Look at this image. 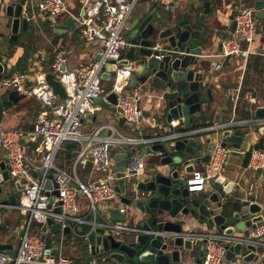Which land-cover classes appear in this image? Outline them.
I'll list each match as a JSON object with an SVG mask.
<instances>
[{
	"label": "water",
	"instance_id": "water-1",
	"mask_svg": "<svg viewBox=\"0 0 264 264\" xmlns=\"http://www.w3.org/2000/svg\"><path fill=\"white\" fill-rule=\"evenodd\" d=\"M27 1L13 0L6 5L4 25L9 32L8 42L11 44L17 41L21 27L23 30L28 29L29 17L25 11ZM243 1L252 4L256 16L264 19V0ZM215 2L216 0H182L179 9L183 15L179 19H176L174 11L168 15L159 14L158 9L152 12L144 11L125 31L130 45L116 63L129 65L134 62L140 71L132 74L131 86L146 84L158 89L164 99L163 114L166 115L167 122L171 124L173 120H180L185 129L195 132L171 133L165 135L168 136L166 140L142 148L141 155L150 157L149 161L145 162L144 170L140 173L132 172L130 178L118 181L115 190L123 203L134 205L140 212L141 219L137 227L142 231L116 237L101 226L90 230L88 241L92 245L93 255L103 256L106 262L202 264L207 239L199 238L200 233L209 229L198 233L186 232V225L190 221H198L206 227H215L218 232L226 235H242L246 230L254 229L264 221V192L260 193V197L258 189L261 179H264V167L255 170L256 181L250 193L241 190L239 184L226 179L224 174L210 181L209 189L202 192H190L186 184V176L200 164L208 162L211 156L212 138L207 139L206 146L197 140L198 135L214 131L205 129L207 121H197L212 116L211 109L215 101L214 85L207 81L208 71H205L201 59L208 38L201 35V30L195 29L194 24L197 19V6L202 5L203 12L209 14ZM237 2L238 0L235 5ZM64 22L65 27L55 30L58 35L68 31L74 33L79 28L76 18L72 15H68ZM235 27L236 21L233 20V29ZM99 58L98 54L97 59ZM230 58L226 57L225 64H229ZM111 68V65L106 66L104 79H110ZM6 74L8 73L5 72L3 57L0 56V79ZM45 76L54 92L64 98L65 87L56 79L55 74L49 72ZM24 97L25 94L11 89L8 98L0 97V103L2 108H8ZM95 103L115 112L117 94L111 92L106 98L97 97ZM248 110L251 114L248 119L264 117V106L252 110L249 104ZM92 117L93 113L88 112L83 121ZM119 121L120 126H123L126 119L120 117ZM221 129L222 145L230 146L232 150H247L252 130L264 134V126L259 127L254 123L227 125ZM170 130L174 131L175 128L171 125ZM66 146L71 149L67 156L74 157L77 143L69 141ZM123 150L114 153L119 171H124L128 163L129 147L125 145ZM29 172L33 177H42L44 169H30ZM27 186L26 180L20 181L11 176L5 161L0 162V236L6 209L16 207L21 191ZM46 186L58 187L53 181L52 172L48 174ZM57 193L55 190V194ZM258 197L260 201H257ZM58 210L62 211L61 208ZM107 213L113 222L127 221V214L122 213L119 206L110 207ZM48 224L53 232L61 231L60 223L53 219H48ZM69 230V227L63 230L68 238L71 237ZM79 231L84 232V228L80 227ZM46 244L52 245L50 235L46 237ZM0 251L11 255H16L17 252L11 243L1 239ZM54 251L58 252L59 249L55 247ZM259 251L260 249L252 243L238 242L227 246L226 258L231 260L236 255H241L244 262L256 263L262 258Z\"/></svg>",
	"mask_w": 264,
	"mask_h": 264
},
{
	"label": "built area",
	"instance_id": "built-area-1",
	"mask_svg": "<svg viewBox=\"0 0 264 264\" xmlns=\"http://www.w3.org/2000/svg\"><path fill=\"white\" fill-rule=\"evenodd\" d=\"M84 6V13L76 17L80 37L86 43L98 45L99 59L94 60L87 67L71 70L66 67V55L63 49L55 52L51 68L57 80L65 87L66 96L59 97L48 83L44 74H35L32 83H28L30 76L24 71H15L3 75L0 84L15 89L27 96L36 97L42 104V111L35 125V133L40 140L34 148V155H28L24 140L29 138L30 132L4 125L3 108L0 103V149L5 153L7 168L11 176L17 180H26L28 186L21 191L16 208L24 216L25 223L20 235V242L16 255L0 251V264H122L109 263L103 258L97 259L92 252V245L88 241L89 231L96 226L106 228L116 237L142 231L141 228L125 222H113L109 217H100L99 204L111 201L119 193L115 190L120 179H128L132 172L140 173L145 168L144 157L140 150L153 143L164 141L165 135L145 136L139 134H123L115 129L108 135L101 132L106 125L96 127L90 133L81 131L83 119L88 112H95V99L102 97L103 73L106 66L111 65L113 79L111 92L117 94V111L120 117L132 128H137L143 118L141 106L142 94L139 91L128 92L131 86L132 68L128 65H118L123 51L130 45L125 34L128 19L139 0H78ZM167 12L174 10L178 0H157ZM41 11L58 16L69 12L66 0H43L38 3ZM256 10L243 8L235 15L236 27L232 33L222 40V57L241 56L247 58L256 52L255 39L258 35ZM264 55V52H263ZM223 67L222 63L217 69ZM227 94L235 106L239 100L246 98L250 102L256 101L253 90H244L241 84L227 88ZM254 123L264 126V118L237 119L228 125L240 126ZM176 127L178 122L172 121ZM226 124L214 121L205 127L206 130L224 128ZM195 131H190L193 133ZM75 141V156L72 157V171L60 167L57 154L67 142ZM129 147L128 163L124 171L117 169L114 153L123 152V147ZM110 147H112L110 149ZM232 151L229 146L218 143L211 146L210 160L203 166L196 168L186 178L190 192L205 191L210 181L223 174ZM251 167H264V150L253 149L251 153ZM44 169L42 177H33L29 170ZM78 169L91 170L101 173L93 180L83 181ZM53 173V181L58 187L48 188L46 181L48 174ZM55 190L58 191L55 194ZM87 200L86 212L81 213L80 198ZM120 211L127 214L128 208L120 205ZM61 208L62 211L58 209ZM60 223L62 236L68 238L64 228L69 227L71 237L85 240V253L89 260L78 262L74 257L62 253V241L59 235L52 231L48 219ZM37 222L34 226V223ZM88 225V231L80 232L79 228ZM52 237V245L46 244V237ZM200 240L207 239L205 257L202 264H223L226 259L227 246L238 242L252 243L259 249L264 247V222L258 224L250 234L226 235L218 230L200 233ZM70 238V237H69ZM59 249L58 252L54 248ZM261 257L264 253L260 251ZM264 264V263H252Z\"/></svg>",
	"mask_w": 264,
	"mask_h": 264
},
{
	"label": "crops",
	"instance_id": "crops-1",
	"mask_svg": "<svg viewBox=\"0 0 264 264\" xmlns=\"http://www.w3.org/2000/svg\"><path fill=\"white\" fill-rule=\"evenodd\" d=\"M11 1L13 0H0V56L3 57L6 73L15 71L27 72L30 76L28 83H32L36 73L46 75V73L53 72V70H51V62L55 52L59 49L65 51L67 58L66 67L71 70L87 67L97 59V55L99 54L98 45L83 41L80 37L79 28L74 33L68 31L58 35L55 32L57 28L65 27L64 21L68 15H72L76 18L84 13V6L78 0H66L69 12L58 16L47 14L39 9L38 3L43 0H28L27 8L25 9L29 17L28 30H23L21 27L17 41L12 44L8 42L9 32L4 25L6 21V5ZM235 1L237 0H216L209 14L203 12L202 5L197 6L195 10L197 12V19L194 28L200 29L201 35L207 36L208 38V44L205 49L202 50L201 59L203 60L205 71H208V76L206 77L207 81H209L211 85H214L215 101L214 107L211 109L212 116L197 119L198 123L207 121L206 126L212 124L214 121L228 125L232 120L248 119L251 117L248 110L249 104H251L252 110L264 106V55L260 53L261 50L264 51V19L262 22L261 19L257 17V19H260L261 26H258L259 31L254 44L256 52L249 54L247 58L232 56L229 64H225L226 57L224 58L220 55L222 51V40L229 36L234 30L233 20L235 15L243 8H254L252 4L244 2L243 0H238L235 5ZM181 3L182 0H179L174 6L173 11L175 12L176 19L181 18L183 15L179 9ZM196 5H198V3H196ZM155 9L159 10V14L168 15L170 13L165 11L164 7L160 5L157 0H139L128 19L127 29L140 13L144 11L152 12ZM233 16L234 18H232ZM201 22H203V25H201ZM125 52L126 49L123 53ZM220 63H222L223 67L217 69V65ZM128 66L132 68L133 73H140L134 62H131ZM104 81V92L102 97L106 98V96L111 93L113 79L110 77V79H104ZM235 84H241L244 90H253L256 95V101L250 102L242 96L237 106H235L226 92L229 86ZM10 90V88L0 84V97L3 99L8 98ZM134 91H139L142 94L141 106L144 113L137 128L130 127L126 122L123 126H120V115L118 111L113 112L97 104V110L93 112V117L83 121L81 131L90 133L95 130L96 127L102 125H106L101 132L102 135L110 134L112 129L123 134L141 133L145 136L170 135L171 133L191 131L185 129L182 123H180V120H173L178 122V125L174 127V131L170 130L171 124L167 122L166 115L163 114L165 105L164 99L158 89L152 85L146 84H140L137 87L130 86L128 88V92ZM42 109V104L36 97L27 95L8 108L3 107V122L5 126L30 132L29 138L23 141L27 148L28 155H34V148L40 140L39 136L35 133V125ZM222 131L223 129L220 128L209 133L198 135L197 140L200 144L206 146L207 139L211 137L212 146H214L218 143H222ZM253 149L264 150V134L254 130L250 133L248 149L232 150L228 154V160L223 170L226 179L232 181L236 185L239 184L241 190L246 193H250L251 189L254 187L253 183L256 181L255 169L251 167V153ZM70 151L71 149L65 145L58 152L56 159L57 164L68 171H72V158L67 156ZM149 159V156L144 157L145 162H148ZM5 160V153L0 149V162ZM201 166H203V164H200L197 168ZM78 173L83 181L93 180L101 175V173L96 171L92 172L91 170L82 169H78ZM186 177H188V175ZM263 181L264 179L262 178L258 186L259 195L261 192H264V188H262ZM207 188L209 189V184ZM257 201H260L259 197ZM80 204L81 213L84 214L86 212L87 200L81 197ZM120 205L128 208L126 222L129 225L137 227L141 219L140 212L134 205L123 203L120 195H117L113 201H106L99 204L101 216L98 217V221H102L105 216L109 217L107 209ZM24 223L25 218L16 207L6 209V216L3 220V231L0 239L6 243H11L14 249L17 250ZM84 227L89 226L85 225ZM203 229L216 230L215 227H206L205 224H201L194 220L186 225V232L198 233L203 231ZM252 230L253 229H248L246 233L237 235L245 236L250 234ZM84 250L76 256L81 258L80 262L87 260L86 257L88 255L84 253ZM260 251L264 253V247L261 248ZM102 257L101 255L95 256L97 259ZM252 263L255 262L246 263L243 261L241 255H236L231 260L226 258L223 264ZM256 263H264L263 257Z\"/></svg>",
	"mask_w": 264,
	"mask_h": 264
},
{
	"label": "rangeland",
	"instance_id": "rangeland-1",
	"mask_svg": "<svg viewBox=\"0 0 264 264\" xmlns=\"http://www.w3.org/2000/svg\"><path fill=\"white\" fill-rule=\"evenodd\" d=\"M255 19H256L257 25L261 26L260 19H257V18ZM261 21L263 22V19H261ZM36 223L37 222L34 223V226ZM58 235H59V241H62V245L64 246V248H62L63 253H66L72 257H76L78 256V254L82 253L83 250L85 249V246H84L85 240L83 238H78V237L65 238L62 236V233H58ZM84 253H85V250H84ZM86 258L89 259L88 256Z\"/></svg>",
	"mask_w": 264,
	"mask_h": 264
},
{
	"label": "trees",
	"instance_id": "trees-1",
	"mask_svg": "<svg viewBox=\"0 0 264 264\" xmlns=\"http://www.w3.org/2000/svg\"><path fill=\"white\" fill-rule=\"evenodd\" d=\"M28 30V29H27ZM52 70V69H51ZM89 229V227H84V231H87ZM78 262H80L81 258H78V257H74ZM86 259V258H85ZM89 260V259H87ZM85 260V261H87Z\"/></svg>",
	"mask_w": 264,
	"mask_h": 264
}]
</instances>
